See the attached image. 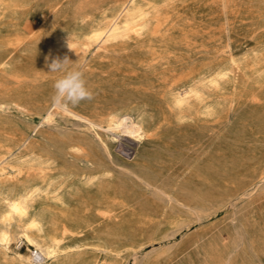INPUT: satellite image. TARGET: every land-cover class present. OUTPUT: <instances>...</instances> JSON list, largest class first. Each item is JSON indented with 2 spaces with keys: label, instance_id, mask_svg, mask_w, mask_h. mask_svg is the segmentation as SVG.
Wrapping results in <instances>:
<instances>
[{
  "label": "bare ground",
  "instance_id": "1",
  "mask_svg": "<svg viewBox=\"0 0 264 264\" xmlns=\"http://www.w3.org/2000/svg\"><path fill=\"white\" fill-rule=\"evenodd\" d=\"M171 1L45 0L46 13L44 16L60 10L58 8L66 3L68 21L65 25L56 20L52 21V18L48 27L37 26L29 22L24 27H19L14 20L18 17L16 8L21 5V0H0V71L13 77L15 87L13 92H10L14 93L16 99L28 102L31 108L28 107L32 109L34 117L41 118L40 122L33 124L31 131L25 135L16 127L10 126L1 116L11 102L17 107L19 102L7 101L0 97V264H34L31 257L34 248L45 258L43 264H104L105 255L112 258L113 264H118V260L123 258V250L133 245L122 226L106 228L91 238L82 236V233L92 226L96 218L110 216L123 205L121 202L123 199L118 198L117 183L113 180L112 165L115 161L111 153L112 147L116 143H121L124 138L142 143L151 132L152 117L147 115L142 108H125L123 103L125 97L109 92V87L118 83L119 79L123 82L122 84H130L136 74L133 66L140 67L144 74L151 78V81L139 85L138 90L149 93L151 89H157L153 90V95L155 92L158 93L163 102L176 111L177 118L183 119L189 115L196 102L204 106L205 113L214 112L215 106L205 101V92L207 89H215L228 73L227 69H219L214 63L207 66L193 64L196 57H168L169 35L173 28L169 23L171 14L168 10ZM203 2L208 6L211 24H214L219 7L218 0H193V8H190L187 17L190 21L189 27L179 28L181 43L187 44L190 35L194 33L192 22ZM221 5L222 12L228 13L226 1H222ZM8 16L12 19L6 23L3 19ZM211 39L214 40L213 33ZM114 42L130 44V46H126L122 51L119 50L121 51L120 59L112 67L113 75L109 79L101 80L97 85L99 99L102 102L94 101L89 105V107L92 105L90 109L79 105L70 107L53 103V84L61 73L49 72V68H46L48 66L43 68L41 66L42 69L39 71L34 63H30L21 70L10 58L13 57L12 53L15 48L24 47L37 56L52 57V59L67 57L71 61L70 69L94 71L86 57L72 59L73 52L76 50L85 52L91 44H96L99 49H105L106 44ZM97 71H106V69L100 66ZM118 74L123 75L122 78L118 79L116 77ZM5 87L0 80V91L5 90ZM157 109H159L158 104ZM56 116L71 117L84 125L85 130L77 133L76 130L72 132L55 126L52 121ZM163 146L169 149L171 145L168 143ZM21 150L25 153H15ZM178 157L180 159V156ZM185 162L191 163V158H187ZM55 164L60 166L57 175L51 173ZM135 167L134 169L137 168ZM136 173L135 176L142 180L143 184L153 187V190L156 189L160 199L167 202L178 201V192H175L177 193L175 198L143 178L142 174ZM180 177L182 179V176ZM172 184L175 183L172 182ZM190 184L192 185V182ZM249 188L251 190V187ZM41 199L47 202L38 204ZM179 199L183 201L182 198ZM185 204L188 205V202ZM193 214L195 216V213ZM95 233L97 234L96 230ZM146 238L149 237L146 236ZM22 246H24V251ZM89 251L104 256L90 255Z\"/></svg>",
  "mask_w": 264,
  "mask_h": 264
},
{
  "label": "rangeland",
  "instance_id": "2",
  "mask_svg": "<svg viewBox=\"0 0 264 264\" xmlns=\"http://www.w3.org/2000/svg\"><path fill=\"white\" fill-rule=\"evenodd\" d=\"M192 1L172 0L168 6L171 14L169 23L173 27L169 35L168 57H196L193 64L207 66L214 63L217 68L228 70L227 75L215 89H207L205 92V101L215 106L214 112L205 113L204 106L196 102L189 113L190 116L178 119L176 111L163 102L158 93L155 92L153 95V90L157 89H151L149 93L138 90L139 85L151 81V78L136 66H133L136 74L130 84H122L119 78L123 75L118 74L116 77L119 82L109 87V92L125 97L126 103L123 102L125 108H142L153 119L150 135L142 143L124 138L121 143H116L112 147L111 153L115 161L112 165L113 180L117 183L118 198L123 199L121 201L123 205L110 216L96 218L92 226L82 233V236L91 238L106 228L122 226L133 245L123 250V258L118 260V264H264V0H218L219 7L214 24H211L207 4L203 2L192 22L195 31L186 44L179 40V28L189 27L190 21L187 17L188 11L193 8ZM222 1H226L228 13L222 12ZM65 8L66 3L58 8L60 10L51 13L52 16L51 14L44 16L45 0H21V5L16 8L18 17L14 22L16 21L19 27H24L28 22L48 27L53 18L52 21L56 20L65 25L68 21ZM11 19L12 17L8 16L3 21L8 23ZM22 31L21 33L25 32ZM91 45L85 52L76 50L71 57L72 59L86 57L91 69L94 70L84 71L94 94L93 99L78 104L88 109L92 107L89 105L94 101L102 102L99 99L97 85L101 80L109 79L113 75L112 67L120 59L119 53L126 46H130L114 42L106 44L105 49H99L96 44ZM12 56L10 58L21 70L34 63L40 71L52 62V57L37 56L24 47L15 48ZM100 66L106 71H97ZM0 75L3 86H7L5 87L7 92L0 91V97L7 101L19 102L18 107L11 102L1 116L10 126L16 127L26 135L31 131L33 124L39 123L41 118L34 117L28 102L16 99L12 93L15 87L13 77L1 71ZM86 105L88 107H85ZM52 124L72 132L76 130L77 133L85 130L84 125L67 116H56ZM168 143L171 145L169 149L163 146ZM15 153L25 152L21 150ZM187 158H191L192 162H185ZM58 170L60 171V166L55 164L51 173L57 175ZM135 173L142 174L143 178L175 198L177 197L175 192H178L179 202L160 199L156 189L153 190V187L143 184ZM129 188H134V191ZM185 198L188 200L185 201ZM45 202L47 201L41 199L38 204ZM183 202H188V205ZM203 203L205 205H202ZM174 204L176 205L173 206ZM163 221L164 223H161ZM22 250L24 251V246ZM89 254L104 256L92 251H89ZM104 257V264H113L109 255Z\"/></svg>",
  "mask_w": 264,
  "mask_h": 264
},
{
  "label": "clouds",
  "instance_id": "3",
  "mask_svg": "<svg viewBox=\"0 0 264 264\" xmlns=\"http://www.w3.org/2000/svg\"><path fill=\"white\" fill-rule=\"evenodd\" d=\"M70 63L67 57L63 59L56 57L52 59L48 67L49 72L61 73L53 84L52 102L71 107L78 105L81 101L93 99L94 94L88 85L84 71L70 69Z\"/></svg>",
  "mask_w": 264,
  "mask_h": 264
},
{
  "label": "built area",
  "instance_id": "4",
  "mask_svg": "<svg viewBox=\"0 0 264 264\" xmlns=\"http://www.w3.org/2000/svg\"><path fill=\"white\" fill-rule=\"evenodd\" d=\"M31 257H32V261L34 262V264H43L45 261V258L43 257V255L35 248L31 252Z\"/></svg>",
  "mask_w": 264,
  "mask_h": 264
}]
</instances>
